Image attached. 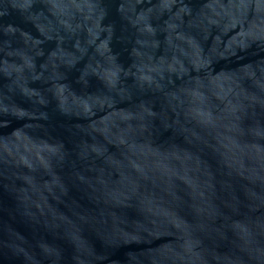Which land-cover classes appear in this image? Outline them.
<instances>
[{
  "label": "water",
  "instance_id": "95a60500",
  "mask_svg": "<svg viewBox=\"0 0 264 264\" xmlns=\"http://www.w3.org/2000/svg\"><path fill=\"white\" fill-rule=\"evenodd\" d=\"M0 264H264V0H0Z\"/></svg>",
  "mask_w": 264,
  "mask_h": 264
}]
</instances>
